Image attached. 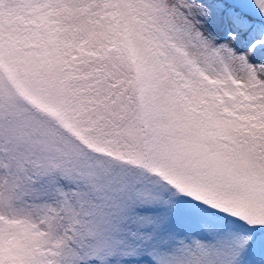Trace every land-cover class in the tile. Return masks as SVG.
I'll list each match as a JSON object with an SVG mask.
<instances>
[{
	"label": "snow or ice",
	"instance_id": "1",
	"mask_svg": "<svg viewBox=\"0 0 264 264\" xmlns=\"http://www.w3.org/2000/svg\"><path fill=\"white\" fill-rule=\"evenodd\" d=\"M0 264H264V0H0Z\"/></svg>",
	"mask_w": 264,
	"mask_h": 264
}]
</instances>
